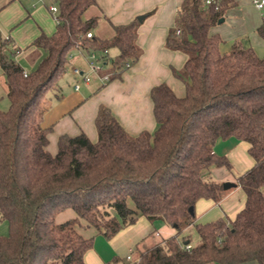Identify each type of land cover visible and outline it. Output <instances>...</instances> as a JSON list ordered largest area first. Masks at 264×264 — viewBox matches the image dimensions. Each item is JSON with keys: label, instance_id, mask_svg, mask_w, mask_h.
<instances>
[{"label": "trees", "instance_id": "16d2710c", "mask_svg": "<svg viewBox=\"0 0 264 264\" xmlns=\"http://www.w3.org/2000/svg\"><path fill=\"white\" fill-rule=\"evenodd\" d=\"M55 4L56 31L34 40L46 55L28 76L16 61L19 48L0 43L10 104L0 108V223L9 228L0 235V264H86L95 237L81 231L111 240L141 218L168 224L176 234L136 247L135 258L114 256L105 264H264V58L239 41L223 53L225 42L214 33L238 2L182 1L165 47L187 57L174 70L185 95L165 82L151 89L154 131L131 134L102 104L97 140L63 135L53 154V128L41 127L40 111L47 94L59 89L72 54H95L107 66L102 75L122 80L143 55L139 30L154 14L120 25L108 20L113 35L101 37L97 30L107 18L88 16L99 8L97 0ZM257 35L264 42V20ZM230 139L246 143L254 160L236 179L245 205L234 219L197 223L199 201L219 204L225 197L213 170H233L216 152L219 140Z\"/></svg>", "mask_w": 264, "mask_h": 264}, {"label": "crops", "instance_id": "0c3cea01", "mask_svg": "<svg viewBox=\"0 0 264 264\" xmlns=\"http://www.w3.org/2000/svg\"><path fill=\"white\" fill-rule=\"evenodd\" d=\"M44 1L39 9L31 13L24 4L25 0H0V43L2 40H9L12 41L16 48H19L16 61L26 73L37 69L46 55L43 49L33 46L34 40L42 33L52 35L56 31V28L50 29L45 25L47 18L44 17V15H47L45 9L53 16L50 11V7L53 4L50 5L49 0ZM182 1L97 0L99 8H93L90 16L104 14L107 20H102L99 30L107 31V34L110 33L111 35L112 29L108 20L115 25L127 24L139 16L154 12L153 15L145 20L139 30L138 44L143 50V55L140 61L123 76L122 80L108 84H104L99 80H95L92 83H84L82 87L80 85L79 90L73 88L70 95H64L62 93V85H60L59 89L56 90L58 92L57 98L59 99L58 104L55 105L56 107L50 106L45 110L46 103H43L44 108L40 112V124L43 128H53L49 135V150L51 153L55 154L57 152L58 140L63 135L77 136L85 133L91 140L95 139L97 137L95 118L102 104L108 106L114 112L120 123L131 134H138L144 130H155L156 122L150 98L151 89L165 82L178 96L182 97L185 95L182 83L177 82L166 67L176 65L179 69L183 68L187 57L183 53L179 54V52L170 51L165 47L167 35L174 26L173 23L175 24V17ZM238 11L239 5L236 9L229 11L223 18L224 22L214 29V33H218L225 43L228 40L231 41L228 44H222L221 50H224L222 51L223 53L229 52L235 41L232 38H224V35L227 37L226 29H222V25L228 21L227 16L231 13H235L234 17L238 14V18L232 20L233 27H235L232 30L233 32L237 30V27L245 25V27L239 29L237 37L252 36L251 28L247 26L244 19L239 17L240 11ZM31 18L33 20H30ZM262 23L263 21L256 24V34ZM55 24L57 25L56 20ZM254 45H258L256 39H253ZM76 52L81 53L79 51ZM84 60L82 57H77L71 61V75L76 81L78 80L74 72L72 73V69H77L76 67H78L84 70ZM8 101V87L0 65V108L1 105ZM60 108L62 110L58 112ZM50 116L55 118L50 120ZM48 117L49 121H47ZM52 137L56 139V144L54 145L51 144ZM219 142L221 140L218 141L216 146L218 154L220 153L218 150ZM237 142L239 143L226 155L233 166V170L228 171L225 168L214 169L213 177L215 180L223 183H236V179L254 165V160L248 152V145L244 142ZM236 161H239L238 165H236ZM239 187L237 186L233 189ZM245 202V192L244 194H238L232 189L226 191L225 197L219 204L201 200L196 205L197 223L214 222L223 218L224 211L229 213L228 217L230 219H234L243 209ZM221 207L223 215L218 211ZM155 224L146 218H141L132 227L122 230L111 239L114 250L112 252L113 255L120 258H126L127 256L135 258L137 255L136 247L152 246L162 240L163 233L161 231L167 230L168 237L173 236L174 230L171 231L172 227H167L163 223V225L161 224L163 226L162 230H159V228L155 227ZM187 230L193 229L191 227ZM0 231V235L5 236L6 234L4 233H6L7 227L2 225ZM98 240H95L93 248L87 252L85 256L86 264H105V262L114 257L112 256L108 260L106 256L101 254L98 249Z\"/></svg>", "mask_w": 264, "mask_h": 264}, {"label": "rangeland", "instance_id": "374dc122", "mask_svg": "<svg viewBox=\"0 0 264 264\" xmlns=\"http://www.w3.org/2000/svg\"><path fill=\"white\" fill-rule=\"evenodd\" d=\"M43 1L42 0H35V1H33V0H25L24 4L28 7V9L32 13V11H36L37 9H39L40 5L43 4ZM55 1L56 0H49L50 5L51 4L56 5V4H54ZM236 1L239 4V11H240L239 17L244 19L246 24H247V26L251 28V30H252L251 35L252 36H246L245 35L243 37H240V36L237 37L239 29L242 28V27H245V25H241V26L237 27V30L233 32L232 30L235 29V27H233L234 24H233L232 20L235 19V18H238V14H236L237 16L234 17L235 13H231L230 15L227 16L228 21L224 25H222V29H226L225 31H226V36L227 37H225V35H224V38H232L233 41L237 40V41L241 42L244 46L252 47L259 57L264 58V42L255 33L256 32V28H255L256 24H258V22H262L264 20V11L261 12L255 7L254 0H236ZM45 11L47 12V15H44V14L43 15H44V17H47L46 20H45L46 21L45 22L46 27H48L50 29L56 28L55 16L54 15L52 16L50 13H48V11L46 9H45ZM91 12H92V9L89 11L88 16L91 15L90 14ZM33 18H35V17H33ZM33 18H31L30 20H33ZM173 25H174V23H173ZM97 33L99 35L105 36V37H108V36L111 37L113 35V32H111L112 35L110 33L107 34V31H102V29L101 30H97ZM253 39H256L258 41V45H254L253 46ZM229 42H231V41L228 40L225 44H228ZM222 51H224V50H222ZM116 53H117L116 50H112L111 51L112 56H115ZM179 54H180V52H179ZM77 57H82L83 59H85L84 60L85 61L84 62V70L80 69L78 67H76V68L81 70V71H83V72H85L86 75L90 76V82L89 83H92L95 80L102 81V73L93 72L91 70V65L89 63V56L87 54H85V53H82V55H81V53H78V52L75 51L72 54V57L70 58L69 70L66 73V75L62 78V80L60 81V85H62V88H63L62 93H64V95H66V94L70 95V93L72 92L73 88H75L76 84H80L81 87L84 84L83 79L80 76H77V75L74 74L76 76L77 80H78V81H76V80H74V78L71 75V61H72L73 58L75 59ZM95 65L98 66L99 63L97 62ZM166 68L168 69L169 73L171 75H173V77L177 80V82L182 83V85L184 87L183 82L180 81L176 77V75L174 74V70H181L182 68L179 69L176 65L175 66H169V67H166ZM73 71H74V69H72V73H73ZM57 95H58V92L56 90L51 91V92H49L47 94V96H46V98L44 100V102L46 103V104L44 103L45 104V110H47V108L50 107V106L54 107L56 104H58L59 99L57 98ZM9 105H10L9 101L5 102L3 105H1V109L6 111V110L9 109ZM46 105H47V107H46ZM43 108L44 107L42 105L41 111H42ZM61 110L62 109L60 108L58 112H60ZM53 118H55V117L54 116H50V120L53 119ZM47 121H49V117L47 118ZM43 125H45V123H43ZM96 140H97V137L95 139H93L92 141H96ZM55 141H56V139L54 137H52L51 138V142H52L51 144H53V145L56 144ZM219 143H220L219 144V149H218L219 152H220L219 154L227 155V154H229V152L231 150L234 149V146H236V144L239 143V142H237L236 140H229V141L221 140V142H219ZM53 145H52V147H53ZM236 162H237L236 165H238L239 161H236ZM232 191H235V193H238V194L239 193L240 194H242V193L244 194L243 189H241L240 187L237 188V189H232ZM222 210L223 209L221 207V208H219L218 211H220V213L223 215ZM224 212L225 213H224L223 217L224 218L228 217L229 213L227 211H224ZM161 224L163 225V222L159 221L158 223L155 224V227L157 229L159 228V230H162L161 228L163 226ZM2 225H4V227H7V231H6V233H4V234L7 235L8 231H9L8 224L6 222H1L0 223V227H2ZM132 226H130V227H132ZM165 226L171 228V226H169L168 224H165ZM173 230H174V234H173V236H174L176 234L175 229L171 228V231H173ZM161 232L163 233L162 240L170 238V236L168 237L167 230H164V231H161ZM188 233L192 234V236L190 237L192 243L193 244L197 243L198 240L195 237V234H193V230H190ZM0 234H1V231H0ZM81 234L84 237H86V238L95 237V240L99 239L98 243H97L98 244V249H99V251L101 252L102 255L106 256V259L109 260V259L112 258V256H114L113 253H112L114 251L113 250V245L111 243L112 240H107L103 235L97 234L93 229L81 231Z\"/></svg>", "mask_w": 264, "mask_h": 264}, {"label": "built area", "instance_id": "2783aa9c", "mask_svg": "<svg viewBox=\"0 0 264 264\" xmlns=\"http://www.w3.org/2000/svg\"><path fill=\"white\" fill-rule=\"evenodd\" d=\"M208 4H210V1H207ZM254 5L255 7L260 10V11H263L264 10V0H254ZM50 11L52 12V14L55 16V20H56V16L59 12V9L56 5H52L50 7ZM57 21V20H56ZM93 35L92 33H88L87 34V38H92ZM99 63V65H95L96 63ZM89 63L91 65V70L93 72H98V73H105V70L107 68L106 64L103 63V61H100L99 58L95 55V54H91L89 56ZM74 74L77 75V76H80L82 79H83V82L84 83H89L90 82V76L89 75H86L85 72L79 70V69H74ZM25 76H28V73L25 72ZM102 82L104 84H107L110 82V76L109 75H102ZM75 89L76 90H79L80 89V84H77L75 86ZM187 249L190 250L191 249V245L187 246ZM128 259H132L131 256H128Z\"/></svg>", "mask_w": 264, "mask_h": 264}, {"label": "water", "instance_id": "95a60500", "mask_svg": "<svg viewBox=\"0 0 264 264\" xmlns=\"http://www.w3.org/2000/svg\"><path fill=\"white\" fill-rule=\"evenodd\" d=\"M224 22V19L222 18L220 21H219V24L223 23ZM238 186L237 183H234V182H224L223 183V189L225 191H229L233 188H236Z\"/></svg>", "mask_w": 264, "mask_h": 264}]
</instances>
